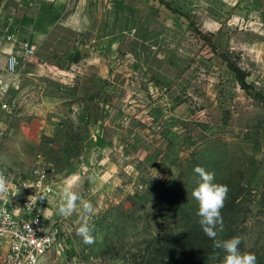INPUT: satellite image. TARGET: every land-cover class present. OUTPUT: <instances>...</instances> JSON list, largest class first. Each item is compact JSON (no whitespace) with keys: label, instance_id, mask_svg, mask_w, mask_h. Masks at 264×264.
Returning <instances> with one entry per match:
<instances>
[{"label":"rangeland","instance_id":"obj_1","mask_svg":"<svg viewBox=\"0 0 264 264\" xmlns=\"http://www.w3.org/2000/svg\"><path fill=\"white\" fill-rule=\"evenodd\" d=\"M56 24L66 66L36 54ZM0 78L6 168L48 173L39 264H221L196 166L229 188L217 239L264 264V0H0ZM73 183L91 216L58 213Z\"/></svg>","mask_w":264,"mask_h":264},{"label":"built area","instance_id":"obj_2","mask_svg":"<svg viewBox=\"0 0 264 264\" xmlns=\"http://www.w3.org/2000/svg\"><path fill=\"white\" fill-rule=\"evenodd\" d=\"M27 50L34 53L31 48ZM15 62L16 57L11 55L8 66L14 68ZM7 89L8 83L0 78V141L6 134L2 113L12 112L10 101L4 98ZM0 171L11 186L6 197L0 200V208L6 213L0 214L1 264H39L45 252L59 249L57 228L47 225L39 205L46 193L44 180L48 173L35 170V181L19 180L10 174L1 154ZM30 196H33L31 203Z\"/></svg>","mask_w":264,"mask_h":264},{"label":"clouds","instance_id":"obj_3","mask_svg":"<svg viewBox=\"0 0 264 264\" xmlns=\"http://www.w3.org/2000/svg\"><path fill=\"white\" fill-rule=\"evenodd\" d=\"M194 172L200 177L198 186L192 192V196L198 204L197 215L200 218L199 224L204 234L213 240V248L224 251L225 255L221 264H256L257 258L255 254L240 250L239 246L242 242L240 237L235 236L226 240L217 239L218 233L223 231L221 210L225 206V201L228 197V186L214 183V173L206 171L201 166H196ZM10 187L4 172L0 171V200L6 197ZM78 187V183H73L61 189V201L58 207V213L61 216L68 217L73 213L79 212L83 218L94 213V206L90 201L81 198L77 191ZM32 198L33 196L29 197L30 203ZM0 214H6L5 210L0 208ZM93 232L94 229L86 221L81 223L77 229V235L81 236L83 242L88 245L95 243Z\"/></svg>","mask_w":264,"mask_h":264},{"label":"trees","instance_id":"obj_4","mask_svg":"<svg viewBox=\"0 0 264 264\" xmlns=\"http://www.w3.org/2000/svg\"><path fill=\"white\" fill-rule=\"evenodd\" d=\"M60 30H66V31H70L72 33V35L75 34V32L73 30H71L70 28L65 27L62 24H56L54 25L51 30L48 32V34L45 36V38L43 39V41L41 42V45L39 46L38 51L36 52V54L46 60L49 61L53 64L59 65V66H66L68 64V61L63 60V56L64 54L68 53V50H63L61 48L62 44H64V42L58 38L57 32ZM73 42V39H72ZM73 46V44H72ZM73 50V49H72ZM72 53H75V55L72 57V60H78V57L76 56L77 52L76 51H72Z\"/></svg>","mask_w":264,"mask_h":264}]
</instances>
